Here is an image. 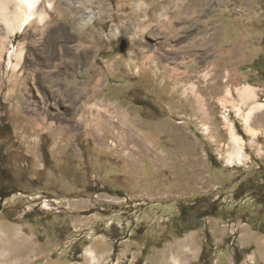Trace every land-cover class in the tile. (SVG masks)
Returning <instances> with one entry per match:
<instances>
[{
	"label": "rangeland",
	"instance_id": "obj_1",
	"mask_svg": "<svg viewBox=\"0 0 264 264\" xmlns=\"http://www.w3.org/2000/svg\"><path fill=\"white\" fill-rule=\"evenodd\" d=\"M38 12L0 15V264H264V0Z\"/></svg>",
	"mask_w": 264,
	"mask_h": 264
},
{
	"label": "bare ground",
	"instance_id": "obj_2",
	"mask_svg": "<svg viewBox=\"0 0 264 264\" xmlns=\"http://www.w3.org/2000/svg\"><path fill=\"white\" fill-rule=\"evenodd\" d=\"M39 2L40 0H16V7L14 8V10L7 12L6 9H8L7 8L8 0H0V15L2 16L1 17L2 20L6 22L8 26L7 31L11 34V33H14L15 31L21 30L25 24L30 23L31 21L38 20V19L41 20L44 15L38 12ZM255 88L256 87L253 85L246 84V85H243L238 91L241 101L246 102V101L252 100L251 104L247 107V111L244 114V121L246 122L247 125L250 124V120L253 114L256 111H260L264 108V103L256 100ZM226 94H229L228 90L226 91ZM236 109L238 112H240L239 106L236 107ZM97 111H98V114L103 116V115H107L105 113L108 110L107 108L99 106L97 108ZM103 121L107 125L109 120L107 121L106 119H104ZM228 125L230 128V135H231V140L233 143V147L230 152L229 160L239 162L242 159L247 158V154L243 146L244 140L240 135H238L234 131V127L232 126L231 122ZM5 251H1L0 255L3 256V253ZM89 256L91 259H94V257L91 256V254H89ZM169 264H185V262L180 260L179 258L172 257L171 263Z\"/></svg>",
	"mask_w": 264,
	"mask_h": 264
},
{
	"label": "trees",
	"instance_id": "obj_3",
	"mask_svg": "<svg viewBox=\"0 0 264 264\" xmlns=\"http://www.w3.org/2000/svg\"><path fill=\"white\" fill-rule=\"evenodd\" d=\"M11 189H8V192L7 193H4V194H0V200L5 198L6 196H8L11 192Z\"/></svg>",
	"mask_w": 264,
	"mask_h": 264
},
{
	"label": "water",
	"instance_id": "obj_4",
	"mask_svg": "<svg viewBox=\"0 0 264 264\" xmlns=\"http://www.w3.org/2000/svg\"><path fill=\"white\" fill-rule=\"evenodd\" d=\"M125 45H126L125 40H121L120 49H124L125 48Z\"/></svg>",
	"mask_w": 264,
	"mask_h": 264
}]
</instances>
